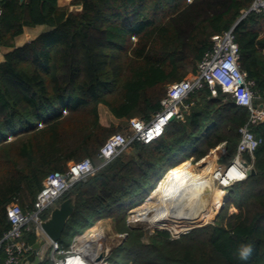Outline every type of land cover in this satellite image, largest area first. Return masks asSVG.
<instances>
[{
  "label": "trees",
  "instance_id": "obj_1",
  "mask_svg": "<svg viewBox=\"0 0 264 264\" xmlns=\"http://www.w3.org/2000/svg\"><path fill=\"white\" fill-rule=\"evenodd\" d=\"M255 1L73 0L82 10L71 12L58 0H0V47L11 50L0 64V239L11 228L7 207L17 201L32 211L49 175L66 173L71 162L103 163L100 150L116 131L101 125V104L118 120L150 121L167 87L196 72L215 35L235 27L241 69L260 93L255 106L264 110V14L245 16ZM40 25L51 31L16 47L25 27ZM217 93L208 85L195 91L184 120L172 121L161 139L135 142L68 191L61 200L76 197V211L62 238L110 218L117 233L128 234L111 253L120 264H264V123L251 127L263 141L254 159L244 155L257 174L228 189L215 225L177 240L158 232L146 241L127 225L130 210L173 168L225 144L234 159L250 112ZM212 179L201 181L209 187ZM232 205L239 212L229 216ZM25 238L37 243L35 233ZM242 244L253 246L246 262L238 258Z\"/></svg>",
  "mask_w": 264,
  "mask_h": 264
},
{
  "label": "built area",
  "instance_id": "obj_2",
  "mask_svg": "<svg viewBox=\"0 0 264 264\" xmlns=\"http://www.w3.org/2000/svg\"><path fill=\"white\" fill-rule=\"evenodd\" d=\"M251 12L264 14V0H256L245 15ZM234 29L235 27L212 38L213 48L205 54L196 72L169 86L161 101V110L150 121L132 119L128 125L130 134L116 133L107 140L100 150V158L103 160L101 166L95 167L90 159L73 163L66 173H53L45 179L32 211H25L17 201L7 207L11 228L0 239V250L4 251L5 264H23L35 253L34 246L26 242V234L35 233L38 238L47 240L42 229V223L47 219L45 215L68 191L77 183L93 177L99 169L125 153L135 142L150 145L161 139L172 121L184 120L189 108L185 102L191 94L203 89L205 85L210 87L213 97L218 95L217 89L220 88L224 94L231 97L237 107L250 112L249 123L240 129L241 140L234 159L228 165H218L216 162L214 169L210 170L215 185L218 189L227 191L249 179L248 173L254 166L244 160V155L248 154L254 159L255 152L263 142L255 136L251 127L264 123V110L255 106V100L260 93L254 90L255 82L250 81L241 69L240 51ZM233 169L236 173L242 172L244 178L235 179V175H230ZM86 236H77L69 249L63 248L60 242H50V264H111L110 250L103 262L98 261L97 253H92L101 246V243L97 245L100 237ZM43 256L44 254L40 255V264H47Z\"/></svg>",
  "mask_w": 264,
  "mask_h": 264
},
{
  "label": "bare ground",
  "instance_id": "obj_3",
  "mask_svg": "<svg viewBox=\"0 0 264 264\" xmlns=\"http://www.w3.org/2000/svg\"><path fill=\"white\" fill-rule=\"evenodd\" d=\"M190 170V164L184 163L167 172L151 192L150 200L135 209L138 213V221L147 224L150 228L164 225L177 234L213 222L216 212L213 207L208 209V212L207 208H203L202 196L195 184L187 177ZM219 200L215 203L217 206L223 202V199ZM153 201L156 202V206L152 208L150 204ZM148 206L153 209L152 216L147 213ZM94 235H96L95 230L92 229L86 237H94ZM107 252L108 249L99 246L92 253H97L100 261L103 262Z\"/></svg>",
  "mask_w": 264,
  "mask_h": 264
},
{
  "label": "rangeland",
  "instance_id": "obj_4",
  "mask_svg": "<svg viewBox=\"0 0 264 264\" xmlns=\"http://www.w3.org/2000/svg\"><path fill=\"white\" fill-rule=\"evenodd\" d=\"M192 73L193 72L190 71V73L187 75L186 78H188ZM169 86L167 87V91H168ZM217 96H215V97H217ZM98 113H99L100 120H101L100 122H101V125L103 126V128L110 129V130H114L115 129L116 132H114L113 135L116 134V133L128 134V132L124 131V129H125L126 125L129 122H127L125 120L116 119L107 106L101 104L98 107ZM104 144H103V146H104ZM219 147H222V146H219ZM219 147L216 148L215 150H212L207 157H205L204 159H202V160H200L198 162L194 158L188 160V161L191 162L192 167H191V170L188 173L187 177L193 184H195V186L197 187L200 195L202 196L203 206H204L203 208H205V209L207 208V212H208V209H212V207H213V209L216 212V215H215L216 217H215V219L213 221L214 223L211 222V223H208L206 225H203L202 227H205V226H207L209 224H213V225L216 224L217 220L219 219L220 214L222 213V211L226 207V205H225L224 208H222L223 207L222 205H223L224 201L227 199V198H224V197H228L227 195H229V191L228 190L226 191V190L218 189V188L214 187V184H215L214 179H212V182H211L212 185L209 186V187L206 185L205 182L201 181V180L205 179L207 176H211L212 175L210 170L214 169V167L216 165V162L218 163V165H228L230 163L231 158H228L227 154H226V156H222L220 154L221 152H216L217 149H219ZM222 148H224V147H222ZM217 157L220 158V159H218V161H217ZM73 163H75V162L69 163V167ZM178 163H179V161H177V164ZM152 190L153 189H151L150 192H152ZM150 194L148 195V197H146L144 199V201L148 202ZM219 199H223L222 200L223 202L220 205L217 206L215 203L217 201H220ZM61 201L62 200H59L58 203H60ZM155 203L156 202L153 201L151 203L152 205L150 204V206H152V208L155 207L156 206ZM142 205H143V203L140 206H142ZM136 208L137 207H135L134 209H131L130 212L128 213L127 225L132 230L142 231L144 233V237L143 238H144L145 241L149 237L154 236L155 234H157L158 232H168V233H170L172 239L177 240L182 235H185V234H187L188 232L191 231V229H189V230H186V231H184L182 233L177 234L173 230L168 229L164 225H158L156 227L150 228L147 224L138 221V217H137L138 213L135 212ZM146 209H148L147 210L148 211L147 212L148 215L152 216L153 215V209H151L149 206ZM221 209H222V211H221ZM50 210H52V209H50ZM238 212H239L238 209L235 208L232 205L230 207V209L228 210V215L231 216V215H233L235 213H238ZM85 229L86 228H84L83 231ZM88 233L89 232H87L85 234H80V235L86 236V235H88ZM80 235H78V236H80ZM75 238H73L72 235L71 236H66V237H64V239L62 238L61 241L66 243L69 246V245L74 243ZM127 239H128V234H126V233H117V231L115 230V223H114V229H111V233H110V236H109V242H110V244L112 246L111 247L112 250L114 251L118 247L122 246V244ZM49 258H50V256H49ZM116 260H119L116 254H112L109 257V261H110L111 264H120L119 262H116Z\"/></svg>",
  "mask_w": 264,
  "mask_h": 264
},
{
  "label": "water",
  "instance_id": "obj_5",
  "mask_svg": "<svg viewBox=\"0 0 264 264\" xmlns=\"http://www.w3.org/2000/svg\"><path fill=\"white\" fill-rule=\"evenodd\" d=\"M22 1H24V0H22ZM81 10H82L81 6H73L71 8V12H77V11H81ZM243 18L244 17H242L240 19V21ZM224 149H225V151L228 149L227 144L224 145ZM256 174H257L256 169L251 168L249 173H248V177L250 178L252 176H255ZM229 199H230V196H228L227 199L224 201L222 208H224V206L229 201ZM148 200H150V199H148ZM75 211H76V197H70V198L60 202L50 211L49 217L42 223V229H43V232H44L47 240L43 241L41 243H36L34 245L35 253H34V255L29 257V259H28L29 261L35 262V264L41 263L40 255H43L45 253V251L47 249V243H49V242L57 243V242H60L62 240V237L66 231L67 225H68L70 219L74 216ZM221 211H222V209H221ZM199 227H202V226L194 227L191 230L199 228ZM104 240H105L104 238L99 239V241H97V245H99L100 243L102 245ZM99 260H100V258L98 259V261Z\"/></svg>",
  "mask_w": 264,
  "mask_h": 264
},
{
  "label": "crops",
  "instance_id": "obj_6",
  "mask_svg": "<svg viewBox=\"0 0 264 264\" xmlns=\"http://www.w3.org/2000/svg\"><path fill=\"white\" fill-rule=\"evenodd\" d=\"M72 1L73 0H58V4L62 8H69L71 10V8H72V6H71ZM49 31H51V29L48 26H46V25H40V26H37V27H34V28H32V27H25L23 34L21 36H19L15 40V45H16V47H22L25 44H27V43L35 40L40 35H42L44 33H47ZM10 51L11 50L8 49V48L0 47V64L5 61V56ZM127 132H128V134L131 133L129 129L127 130ZM216 152H221L220 154L222 156H226V154H228L227 153L228 151L227 150L225 151V149L222 148V147H219V149H217ZM218 159H220V158L217 157V161H218ZM186 163L187 164L189 163L190 166L192 167V164H191L190 161H188ZM92 229L95 230V234H96V235H94L95 238L96 237H100V239L101 238L102 239L103 238L105 239L104 242H103V244L101 245V247H104V248L110 250L109 251V253H110L109 256H111V253H112L113 250H112V248H111L112 246H111V244L109 242V236H110V233H111V229H114V222H113V220L110 219V218L109 219L101 220V221L97 222V224H95L92 228H89L87 231H85L83 234L89 232ZM43 241H45V240L42 239V238H38L37 237V243H41ZM71 245L68 246V249L70 248ZM65 249H67V248H65ZM50 254H51V243L49 242V243H47V249H46V251L44 253V256H43V258L46 259L47 264H50V258H49ZM32 255H34V254H32ZM32 255H30L29 257H31ZM29 257L23 262V264H35V262H31V261L28 260Z\"/></svg>",
  "mask_w": 264,
  "mask_h": 264
},
{
  "label": "clouds",
  "instance_id": "obj_7",
  "mask_svg": "<svg viewBox=\"0 0 264 264\" xmlns=\"http://www.w3.org/2000/svg\"><path fill=\"white\" fill-rule=\"evenodd\" d=\"M235 179H243L244 174L242 172H239L235 175ZM253 253V246L251 244H242L240 245V248L238 249V258L241 261H248Z\"/></svg>",
  "mask_w": 264,
  "mask_h": 264
},
{
  "label": "snow or ice",
  "instance_id": "obj_8",
  "mask_svg": "<svg viewBox=\"0 0 264 264\" xmlns=\"http://www.w3.org/2000/svg\"><path fill=\"white\" fill-rule=\"evenodd\" d=\"M74 171H75V169H74ZM237 173H236V170L235 169H233L232 170V172H230V175H236Z\"/></svg>",
  "mask_w": 264,
  "mask_h": 264
}]
</instances>
